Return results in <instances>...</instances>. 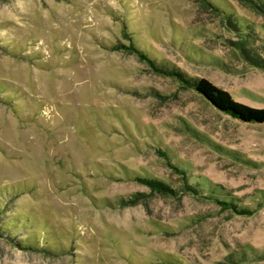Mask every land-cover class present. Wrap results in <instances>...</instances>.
<instances>
[{
    "label": "rangeland",
    "instance_id": "1",
    "mask_svg": "<svg viewBox=\"0 0 264 264\" xmlns=\"http://www.w3.org/2000/svg\"><path fill=\"white\" fill-rule=\"evenodd\" d=\"M208 1L0 0V264H264V123L173 75L264 109V0Z\"/></svg>",
    "mask_w": 264,
    "mask_h": 264
},
{
    "label": "trees",
    "instance_id": "2",
    "mask_svg": "<svg viewBox=\"0 0 264 264\" xmlns=\"http://www.w3.org/2000/svg\"><path fill=\"white\" fill-rule=\"evenodd\" d=\"M198 1L201 2L202 5L205 6L207 5L214 8L213 5L208 0H198ZM125 39L129 41L128 45L120 44L115 46L114 49L135 54L136 56H138L140 61L147 62L153 68L157 69L155 63L152 60H150L145 53H142L135 47L131 39V36L125 34ZM245 39L241 38L238 44V48L241 51L243 59L251 67L264 69V66L261 63L254 60L255 55L253 52H251L249 48H247V44L245 45L243 44V42H245ZM157 70L159 71V68ZM173 75L182 79L185 87L193 89L198 95H200L205 101H207L220 113L245 124L264 123V109H256L241 104L239 102H236L229 92L217 87L210 80L202 79L198 81V83L189 82L181 78V76L177 73ZM180 172L182 173V171ZM241 213L245 214L244 212ZM0 235L2 234L0 233Z\"/></svg>",
    "mask_w": 264,
    "mask_h": 264
}]
</instances>
